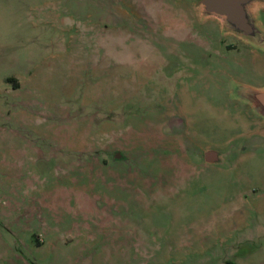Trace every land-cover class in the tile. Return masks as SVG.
Here are the masks:
<instances>
[{
  "label": "rangeland",
  "instance_id": "1",
  "mask_svg": "<svg viewBox=\"0 0 264 264\" xmlns=\"http://www.w3.org/2000/svg\"><path fill=\"white\" fill-rule=\"evenodd\" d=\"M201 1L0 0V264H264V48Z\"/></svg>",
  "mask_w": 264,
  "mask_h": 264
},
{
  "label": "water",
  "instance_id": "2",
  "mask_svg": "<svg viewBox=\"0 0 264 264\" xmlns=\"http://www.w3.org/2000/svg\"><path fill=\"white\" fill-rule=\"evenodd\" d=\"M258 3H264V0H202L201 15L204 18H216L228 33L264 48V31L257 25L252 13ZM243 97L264 116V91L247 89ZM203 157L207 163H217L219 160V154L215 151H206Z\"/></svg>",
  "mask_w": 264,
  "mask_h": 264
},
{
  "label": "crops",
  "instance_id": "3",
  "mask_svg": "<svg viewBox=\"0 0 264 264\" xmlns=\"http://www.w3.org/2000/svg\"><path fill=\"white\" fill-rule=\"evenodd\" d=\"M262 12H264V3H258L252 9V13L256 20L257 25L264 31V18L261 17ZM247 89L253 90V91H261V92L264 91V87H261V88L249 87Z\"/></svg>",
  "mask_w": 264,
  "mask_h": 264
},
{
  "label": "flooded vegetation",
  "instance_id": "4",
  "mask_svg": "<svg viewBox=\"0 0 264 264\" xmlns=\"http://www.w3.org/2000/svg\"><path fill=\"white\" fill-rule=\"evenodd\" d=\"M218 162H219V160H218ZM218 162H217V163H218Z\"/></svg>",
  "mask_w": 264,
  "mask_h": 264
}]
</instances>
